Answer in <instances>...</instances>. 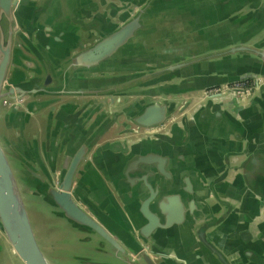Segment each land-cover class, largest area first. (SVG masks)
<instances>
[{
  "label": "water",
  "instance_id": "95a60500",
  "mask_svg": "<svg viewBox=\"0 0 264 264\" xmlns=\"http://www.w3.org/2000/svg\"><path fill=\"white\" fill-rule=\"evenodd\" d=\"M51 2L59 3L60 20L77 27L74 43L48 32ZM256 3L139 0L136 8L127 7L102 27L88 12L68 8L66 0H0V233L22 264H190L188 232L196 248L205 247L220 264H230L207 236L227 211L198 222L192 184L188 177L184 186L176 184L166 155H139L124 168L137 167L140 173L125 181L146 194L139 206L144 223L110 189L99 200L84 197L77 175L113 126L124 127L115 134L132 135L131 140L141 129V139H152L158 130L165 133L167 120L185 108L179 107L184 94L219 88L199 97L182 125L184 135L172 121L178 139L184 140L193 125L218 135L208 117L224 120L216 109L224 97L241 102L264 82V18ZM245 80L254 82L248 93L231 87ZM82 97L96 98L89 100L96 110L61 122L63 111L73 108L71 100ZM13 115L11 130L1 121ZM43 124L49 131L46 143L40 140ZM221 134L224 141L241 140L230 129ZM258 155L249 153L242 161L238 154L227 156L226 170L243 176L251 187V172L260 168ZM233 157L237 160L231 164L227 159ZM156 177L163 186L153 185ZM26 202L44 217L39 225L44 249Z\"/></svg>",
  "mask_w": 264,
  "mask_h": 264
},
{
  "label": "crops",
  "instance_id": "0c3cea01",
  "mask_svg": "<svg viewBox=\"0 0 264 264\" xmlns=\"http://www.w3.org/2000/svg\"><path fill=\"white\" fill-rule=\"evenodd\" d=\"M138 1L66 0L68 8L74 9L78 14L83 11L88 12L92 18L96 17L99 20V25L102 27H106L111 22V17L122 15L129 10L127 7L134 6ZM256 5L260 13L259 17L263 19L264 0H259V4L256 3ZM47 9L54 14L47 21V24L52 27L48 32L51 35H58L68 45L74 43L77 27H72L71 24L60 20L62 15L59 3L56 6L51 2ZM252 17L255 22L257 17L255 12L251 19ZM262 33L264 34V31ZM41 38L46 43L43 35ZM57 48L61 52L64 51L62 42ZM24 53L29 55L27 52ZM213 92L215 91L211 89L202 94L196 92L182 95L179 107L185 106L183 112L175 111L166 122V127H169L166 132L160 133L161 130H158L157 133L151 135L152 139H141L142 137L138 136L145 132L144 129L139 130L141 133L136 134L135 140H131L132 135L115 134L118 131L122 132L124 127H111L99 140L98 147H94L87 156L86 168L84 166L80 168L77 177L81 184V193L89 199L99 200L103 195H107L106 190L110 189L116 198H121L124 208L136 212L138 216L135 219L144 223L145 219L140 217L139 206L142 196L145 197L146 194L139 195L137 192L139 187L130 186L125 181L127 175L133 177L140 173L137 167L127 172L124 168L128 161L139 155L151 152L166 155L168 158L166 167L173 174L176 184L184 186V177H188L192 184L193 193L191 195L194 197L196 210L199 213L198 222L204 219L210 220L211 217L218 218L227 211L225 219L207 231L208 239L224 254L227 261L230 264H264V82L259 92L245 97L241 102L235 101L232 97H224L225 102L216 108L223 111L224 120L218 117H213L214 119L208 117V121L215 127L218 135L201 133L199 128L193 125L187 130L184 140H179L178 132H173L174 123L172 124V121H178L175 127L180 129L181 136L184 135L185 128L182 125L186 124L197 109L196 103L199 97ZM94 99L96 98H73L71 100L73 108L68 107L69 109L63 111L60 117L61 122L68 120L72 114L79 116L81 112L83 114L89 111L94 112L96 109L89 102ZM185 103L188 105H184ZM211 112H213L212 109ZM15 117V115L8 116L7 123L2 120V125L7 124L12 130L16 124ZM182 117L185 118L181 119ZM39 128L40 140L46 143L45 139L49 133L47 126L43 124ZM51 129L52 127L49 128ZM206 129L209 130L207 126ZM228 129L232 133L235 132L241 140L233 141L230 138L224 141L221 133ZM163 136L168 138H163ZM252 152L259 153L260 168L258 172H251L253 175L250 180L251 188L243 176L239 174L236 176L233 171L226 170L225 158L238 154V161H242ZM229 159L231 164L237 160L235 157L227 160ZM162 181L160 177H156L153 185L155 183L163 186ZM39 233L41 234V230ZM186 236L189 242L185 247V257L190 264L211 262L220 264L205 247H202V250L196 248L194 244L196 241L192 234L188 232ZM197 252H199V257L195 255ZM0 264H22L1 233Z\"/></svg>",
  "mask_w": 264,
  "mask_h": 264
},
{
  "label": "rangeland",
  "instance_id": "374dc122",
  "mask_svg": "<svg viewBox=\"0 0 264 264\" xmlns=\"http://www.w3.org/2000/svg\"><path fill=\"white\" fill-rule=\"evenodd\" d=\"M0 130H2V126L0 125ZM26 208H27V212H28V215H29V219H30V222H31V225H32V228H33V231H34V233H35V235H36V238H37V240H38V242H39V244L41 245V247L44 249V245L42 244V242L40 241V239H39V232H40V227H39V225H40V222H44V217H43V215L39 212H37V211H35L32 207H31V205L30 204H28L27 202H26ZM59 260L61 261V262H65L64 260L62 261V259H61V256H59Z\"/></svg>",
  "mask_w": 264,
  "mask_h": 264
},
{
  "label": "built area",
  "instance_id": "2783aa9c",
  "mask_svg": "<svg viewBox=\"0 0 264 264\" xmlns=\"http://www.w3.org/2000/svg\"><path fill=\"white\" fill-rule=\"evenodd\" d=\"M231 87L235 89H239L241 94L248 93L254 87V82L252 80L240 81V82L232 84ZM212 90L218 91L219 88H214Z\"/></svg>",
  "mask_w": 264,
  "mask_h": 264
}]
</instances>
